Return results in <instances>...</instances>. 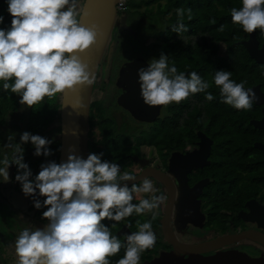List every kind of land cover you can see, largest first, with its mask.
Segmentation results:
<instances>
[{
  "label": "clouds",
  "instance_id": "clouds-1",
  "mask_svg": "<svg viewBox=\"0 0 264 264\" xmlns=\"http://www.w3.org/2000/svg\"><path fill=\"white\" fill-rule=\"evenodd\" d=\"M11 16L0 27V91L15 93L19 103L33 106L74 89L89 85L94 77L79 53L96 41V30L79 22V0H4ZM231 21L246 32L259 29L264 34V0H240L229 9ZM182 14L177 9V16ZM5 17L0 15V24ZM177 23L171 31H186ZM231 72L218 69L212 83L219 90L221 102L237 110H248L256 99L252 88L230 78ZM140 97L148 106L179 103L190 94L203 92L209 82L195 71H178L163 52L151 58L146 67L137 69ZM9 141L14 137L9 136ZM31 142L33 155H50L48 139L24 131L19 142L7 143L10 156H0V183H7L10 164L15 165L14 179L26 195L43 196L33 206L45 207L41 213L48 223L33 229L23 228L14 241L16 264H110L108 257L121 248V241L102 221L120 222L136 214L152 212L165 197L153 182L142 178L129 186L134 175L121 171L120 165L102 160L103 153H89L86 158L69 154L65 161L42 163L33 177L24 162L22 145ZM22 170V171H21ZM31 177V179H30ZM137 199L138 202L133 203ZM154 215V213H153ZM137 230L125 235L124 254L115 264H139L140 254L153 246L155 234L151 219L136 222Z\"/></svg>",
  "mask_w": 264,
  "mask_h": 264
},
{
  "label": "flooded vegetation",
  "instance_id": "flooded-vegetation-1",
  "mask_svg": "<svg viewBox=\"0 0 264 264\" xmlns=\"http://www.w3.org/2000/svg\"><path fill=\"white\" fill-rule=\"evenodd\" d=\"M170 2L177 7L171 8ZM188 2L190 0H128L121 9L127 10L129 20L124 15H118L121 27L119 24L115 27L100 63L98 72L102 71L101 84L96 77L90 111L89 153H103L102 160L119 164L122 172H130L134 178L147 172L163 176L158 179L145 175L153 182L158 194L165 197L152 212L139 216L133 214L115 223L112 234L116 235L122 246L118 253L108 257L110 264H115L124 254L125 235L137 230V221L144 222L147 219H151L156 239L151 248L140 254L139 264H253L256 259L264 262V245L253 237H240L247 232L264 235V187L256 196L245 201L242 195L239 197L238 194L227 192V147H219L209 132L210 117L203 114L197 123L191 114L194 110V96L189 95L179 103L160 105L154 121L135 117L118 102L124 88L118 86L117 79L124 63L137 58L148 62L151 58H158L163 52L178 71H191L190 67L194 66V62L180 61L177 56L171 55V45L164 40L165 33L170 31L168 37L176 36L181 41L180 47L176 46L175 50L193 48V35H176L171 31V24L167 22L177 9L184 15L188 10L185 6ZM135 4L140 6L135 7ZM147 8L158 12L159 17L155 20L147 14L143 18L140 16L142 24L147 27V33L145 44L138 50L131 43L133 40L130 42L131 39L127 36L128 33L132 34L127 23L132 21V12L135 9L144 12ZM4 14L11 19L7 11L1 15ZM8 22L10 21L5 19L4 24ZM116 35V45L104 76L107 53ZM153 36H157L156 42ZM124 38L125 41L122 40ZM176 39L173 38L174 41ZM142 52L145 54L142 55ZM185 66L187 67L182 70ZM261 118L262 116L252 120ZM58 122V126L56 124L50 130L55 129L60 137V120ZM3 129L5 131L0 132V156L3 155V149L6 151L1 140L15 130L18 139L21 131L13 120L3 125ZM107 138L109 141L106 145L104 142ZM257 142H264V137ZM237 185L241 186L243 182L238 181ZM136 202L137 199H134L133 203ZM167 210L170 211L168 225L163 222L168 214ZM202 245L206 247L205 251H194L197 246Z\"/></svg>",
  "mask_w": 264,
  "mask_h": 264
},
{
  "label": "trees",
  "instance_id": "trees-1",
  "mask_svg": "<svg viewBox=\"0 0 264 264\" xmlns=\"http://www.w3.org/2000/svg\"><path fill=\"white\" fill-rule=\"evenodd\" d=\"M140 4H135V7L140 6ZM169 6L171 8L177 7L173 2H170ZM185 6L188 10L184 15L182 13L178 17L177 11H175L167 22L171 24V27L177 23L183 24L187 30L180 33L193 35V48L175 50L181 41L176 39V36H173L176 41L168 37L170 31L165 33L166 38L164 40H167L171 45V55L174 54L180 61L192 60L194 66L190 67L191 71L197 72L203 80L209 82V88L206 91L212 93L213 100H206L203 92L190 94L194 96L195 100L192 106L194 110L191 114L196 121L203 114L210 117L209 132L212 133V137L219 147H227L226 183L229 187L227 192L238 194L239 197L242 195V199L245 201L256 196L264 187V158L262 151L254 145L255 142L263 139L264 131L251 123L252 119H258L262 116L261 106L253 102L250 109L237 110L221 102L219 90L212 83V76L218 69L228 70L231 72L230 78L236 82L243 81L244 87L260 84L264 91V64L257 63L251 58L242 44V41L249 37V33L244 32L239 25L233 24L231 21L229 9L238 8L240 0H190ZM126 12L125 8L121 9L119 16L124 15V18L129 20ZM146 14L155 20L159 17L158 12L152 9L147 8L144 12L135 9L132 12V21L127 23L128 30L132 31V34L127 32V36L131 39L130 42L133 40L131 43L138 50L146 42L147 27L142 24L140 19V16L143 18ZM134 31L136 32L134 33ZM256 32L260 44H263L264 34L259 29H256ZM153 38L155 42L158 39L157 36H153ZM221 45L225 46L224 54L220 53ZM141 54L144 55L145 52ZM186 67H183L182 70ZM61 96L62 93H56L52 97H45L40 103L29 107L19 103L20 98L17 94L0 91V128L9 120H13L21 128L19 136L24 131L38 135L46 134L60 120ZM27 107L28 111L26 110ZM101 109L100 107L99 110ZM101 114L103 115V109ZM4 131L1 128L0 132L3 133ZM19 136L16 142H19ZM107 141L109 138L104 142L106 145ZM47 147L50 149L48 156L33 155L34 151L27 155L30 167L40 170L42 163L49 161L59 163L60 137L57 140H51ZM238 181L243 182V185L238 186ZM20 188L21 185L15 189V193H19ZM37 199L43 201L44 197L40 196ZM23 200L22 195L19 205H14L7 198L0 199V216L3 213L11 212L20 216L19 211H22L23 214L33 212L35 218L47 224V219L41 215L45 207L37 209L33 206L34 201H32L26 204L25 209L23 208ZM103 223L109 225L111 233L115 231L113 226L116 222L104 220ZM0 250L3 251L1 254L5 255L6 249L1 243Z\"/></svg>",
  "mask_w": 264,
  "mask_h": 264
},
{
  "label": "water",
  "instance_id": "water-1",
  "mask_svg": "<svg viewBox=\"0 0 264 264\" xmlns=\"http://www.w3.org/2000/svg\"><path fill=\"white\" fill-rule=\"evenodd\" d=\"M121 3L122 0H85L83 4L79 22L87 27H94L97 36L96 41L90 45L87 50L80 52L79 55L88 65L89 71L94 79L89 85H77L74 89H66L62 93L59 163L65 161L70 153L82 158H86L89 154L90 111L94 84L100 63L105 55L110 38L118 22ZM242 44L247 49L251 58L257 63L264 64V43L260 44L256 29L249 33V37L243 40ZM146 66L147 61L141 58H137L135 61L127 62L122 65L119 71L117 84L119 87L124 88V92L120 95L118 102L120 105L130 110L135 117L147 121H154L159 113L160 105H146L140 97L139 84L137 83V69ZM245 88L253 89L256 95V99L253 102L262 106V118L259 120H252L251 123L264 131V91L260 84ZM255 147L262 151L264 158V142H256ZM203 149L202 146V151ZM145 175L153 176L158 179L163 178V176L155 172H147L125 183L128 185L138 183ZM164 180L168 182L166 178H164ZM169 205H171L170 200ZM169 213L170 211H168V214L163 219L166 225L169 224ZM246 236L253 237L264 245L263 234L247 232L240 237ZM196 248L197 249L194 248V251H205L206 249L204 245H202V247L197 246ZM253 264H264V262L256 259L253 260Z\"/></svg>",
  "mask_w": 264,
  "mask_h": 264
},
{
  "label": "rangeland",
  "instance_id": "rangeland-1",
  "mask_svg": "<svg viewBox=\"0 0 264 264\" xmlns=\"http://www.w3.org/2000/svg\"><path fill=\"white\" fill-rule=\"evenodd\" d=\"M127 1L128 0H122V3H123L122 7H124L126 5ZM84 2H85V0H79L78 9L80 10V12L82 11V7H83ZM6 8H7V5L4 3V0H0V15L3 14L4 12H6ZM3 16L8 21L11 20V19H8L9 16H7L5 14ZM6 16H7V18H6ZM120 22H121V20H119L117 22V24H119L120 27H121L122 23H120ZM117 24H116V26H117ZM6 25H7V23L6 24H2V25L0 24V27H5ZM120 27L118 26V28H120ZM123 36L126 37L125 35H123ZM116 39H117V35L114 37V39H113V41H112V43H111V45L109 47L108 53H107V59H106L107 63L104 65V69H103V71H105V73H104L105 75L104 76H106L107 70L109 68L108 67L109 66L108 63H109V61L112 58V52H113V50L115 48V45H116ZM122 40L125 41L126 38H124ZM224 52H225V46L221 45L220 53L224 54ZM101 72H98V75H97V81H98V79H100L99 80L100 84H101L100 81H101V75H102ZM110 72L111 71H109V73ZM58 124H59V122H58ZM58 124H57V126H58ZM46 135H48V136L46 137ZM9 136L14 137V140L13 141H9L8 140ZM40 136L48 139L49 141L53 140V139H55V140L59 139V135L56 134V130L55 129L49 130V132L47 131V133L45 135H40ZM15 139H17L16 130L13 131V132H10L9 134H7L1 140V144L3 146H5V144H7V143H14ZM5 147H6L5 148L6 151L3 149V155L8 154L10 156L11 148L7 147V146H5ZM33 151H34V147L32 146L31 142L24 143V152H23L24 162L28 164V166H29V168H30V170L32 172V175L34 177L38 173L39 170L34 168V167H30V165H29L30 161L28 162V160L26 159L27 155H29V153H31ZM8 171H9V177L12 176V178H13V182L10 181V179H9V181L7 183H0V186L6 187V186H9L11 184L14 187L15 186L18 187L20 183L14 179V176L17 173L16 166L10 164ZM30 179H31V177H30ZM20 191H21V188H20ZM22 194H23V197H24V202L28 200L26 204H28L29 202H32L35 199H37L38 197H40L39 195H36V194L29 195V196H26L23 192H22ZM23 206H24V204H23ZM17 210H18V208H17ZM19 213L21 214L20 216H17V215H15L12 212L8 213V214L3 213L0 216V243L3 246V248L6 249V251L4 253L5 255H3V253L1 254L2 250H0V264H16V255H15V251H14V241H15L16 237L18 236L19 232L23 228L33 229L35 227H43V226L46 225L44 223V221H40L37 218H35L33 212H31L29 214H23L22 211H19Z\"/></svg>",
  "mask_w": 264,
  "mask_h": 264
},
{
  "label": "crops",
  "instance_id": "crops-1",
  "mask_svg": "<svg viewBox=\"0 0 264 264\" xmlns=\"http://www.w3.org/2000/svg\"><path fill=\"white\" fill-rule=\"evenodd\" d=\"M10 181L13 182V178L12 176H10ZM20 185V184H19ZM17 187L12 186L11 184L9 186L6 187H2L0 186V199L3 200L4 198H7L9 200H11V203L16 205L20 203V198L23 195L21 191H19V193H15V189ZM15 193V194H14ZM27 198V197H26ZM24 201V200H23ZM28 201V200H27ZM27 201L24 202V208L26 207V203ZM13 205V206H14ZM22 205V204H21ZM18 207V206H17ZM26 209V208H25Z\"/></svg>",
  "mask_w": 264,
  "mask_h": 264
},
{
  "label": "built area",
  "instance_id": "built-area-1",
  "mask_svg": "<svg viewBox=\"0 0 264 264\" xmlns=\"http://www.w3.org/2000/svg\"><path fill=\"white\" fill-rule=\"evenodd\" d=\"M123 3L120 4V9L122 8Z\"/></svg>",
  "mask_w": 264,
  "mask_h": 264
}]
</instances>
